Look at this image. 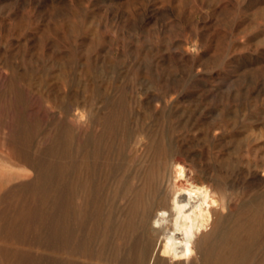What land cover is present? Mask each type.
<instances>
[{
  "label": "rangeland",
  "instance_id": "1",
  "mask_svg": "<svg viewBox=\"0 0 264 264\" xmlns=\"http://www.w3.org/2000/svg\"><path fill=\"white\" fill-rule=\"evenodd\" d=\"M176 163L264 264V0H0V264H165Z\"/></svg>",
  "mask_w": 264,
  "mask_h": 264
},
{
  "label": "bare ground",
  "instance_id": "2",
  "mask_svg": "<svg viewBox=\"0 0 264 264\" xmlns=\"http://www.w3.org/2000/svg\"><path fill=\"white\" fill-rule=\"evenodd\" d=\"M185 167L181 163H176L173 167L175 172L173 193L169 200H163L155 205L149 228L154 237L159 238L160 259L163 263L189 264L188 260L195 254L196 259H200L202 264H217L216 260H213L215 248L211 245L197 251L199 235L213 221V210L217 200L205 185V187L198 185L191 180ZM202 235H215L216 240L224 244L233 238L236 239V235L231 232L216 231L214 227Z\"/></svg>",
  "mask_w": 264,
  "mask_h": 264
}]
</instances>
